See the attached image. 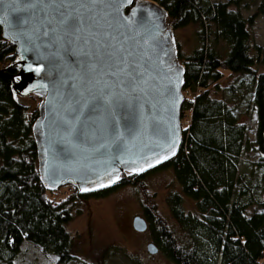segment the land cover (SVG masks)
<instances>
[{"label":"trees","instance_id":"1","mask_svg":"<svg viewBox=\"0 0 264 264\" xmlns=\"http://www.w3.org/2000/svg\"><path fill=\"white\" fill-rule=\"evenodd\" d=\"M154 1L168 11L174 29L197 26L201 41L187 54L177 43L184 65L181 117L189 113L190 120L183 123L177 153L154 168H174L183 193L174 192L169 207L173 217L189 228L191 241L177 239L153 202L155 195L146 190L145 178L151 170L138 176L125 173L116 185L94 192L80 194L73 187L66 197L55 200L52 195L58 189H45L37 169L32 135L37 110L29 114L24 99L30 96L14 100L11 79L0 75V260L6 264H14L26 241L55 253L60 264H69L74 259L73 238L67 229L71 205L77 198L103 196L125 183L137 188L156 242L177 264H217L218 258L222 264H264V197L252 201L234 197L241 180L242 152L253 147L259 154L255 165L264 166V70L259 67L264 66V56L250 29L257 14L244 16L240 0ZM257 12H264V0ZM14 48L2 37L0 27V68H7L8 74L16 73ZM223 69L246 75L251 82V100L245 97L247 91L242 97L251 102L246 111L256 110L254 139L248 137L250 125L239 119L234 106L211 94L212 87L215 92L219 87ZM237 89L230 86L232 93ZM31 96L36 100L37 96ZM184 196L194 200L196 211L185 210ZM249 203H257L262 210L248 215Z\"/></svg>","mask_w":264,"mask_h":264},{"label":"water","instance_id":"2","mask_svg":"<svg viewBox=\"0 0 264 264\" xmlns=\"http://www.w3.org/2000/svg\"><path fill=\"white\" fill-rule=\"evenodd\" d=\"M0 27L15 46L16 73L0 68L13 99L39 98L32 135L45 189L94 192L177 153L184 65L158 2L0 0ZM133 227L148 225L135 216Z\"/></svg>","mask_w":264,"mask_h":264},{"label":"rangeland","instance_id":"3","mask_svg":"<svg viewBox=\"0 0 264 264\" xmlns=\"http://www.w3.org/2000/svg\"><path fill=\"white\" fill-rule=\"evenodd\" d=\"M240 2L241 6L239 7L244 16L257 14L250 29L256 43L261 45L264 56V12H257L262 0H240ZM231 8L236 9L235 6ZM196 29L197 26L194 24L175 29L176 40L182 53H190L195 47L200 46L201 41L196 35ZM222 46L223 44L219 42L218 48L222 49ZM259 67L264 70L263 65ZM223 74L224 76L218 81V89L215 92V88L212 87L211 94L227 99L234 106L239 119L250 125L248 137L250 140L254 139L257 125L256 110L246 111V107L251 102H244V97H242V92L247 91L245 97L249 101L251 100V82L246 75L241 73L223 69ZM232 85L239 86L235 93L230 90ZM192 95L193 92H190L189 96ZM24 101L29 105V114L37 110L38 97L35 100L34 97L30 96ZM182 119V123L188 124L189 113L185 114ZM258 158L259 154L253 147L244 150L240 155L238 175L240 174L241 180L239 183L237 182L234 197H239L242 201H252L264 197V166L255 165ZM135 175L138 176L139 174ZM145 180L144 186L148 192L155 195L152 200L168 227L172 229L181 243L190 242L189 228L173 217L169 207V199L172 194L174 192L183 193L175 176L174 168L151 169ZM67 188L66 185L59 187L58 192L52 195L53 198L59 200L66 197L69 193ZM240 188L245 192L243 195L240 194ZM141 199L137 188H134L133 184L130 183L121 184L103 196L77 198L71 205L72 218L67 223V229L73 238L72 250L74 255V259L69 264H177L156 242V235L150 224L144 231L136 230L133 227L134 217H144L145 215ZM183 204L187 212L196 211L195 202L190 197L184 196ZM261 210L262 208L257 203H249L247 214L250 215ZM151 242H155L159 247L158 251L153 254H149L147 250V245ZM204 242L207 241L204 240ZM220 260L221 258H218L217 264H222ZM0 264L6 263L0 260ZM14 264L60 263L52 251L26 241L20 253L15 256Z\"/></svg>","mask_w":264,"mask_h":264},{"label":"flooded vegetation","instance_id":"4","mask_svg":"<svg viewBox=\"0 0 264 264\" xmlns=\"http://www.w3.org/2000/svg\"><path fill=\"white\" fill-rule=\"evenodd\" d=\"M144 219H145V221L147 222V225H149V221H148V219H147V217L144 215V217H143ZM124 240H125V234H124ZM153 240H154V238H153ZM156 240V239H155ZM155 243V242H154ZM124 245H125V243H124Z\"/></svg>","mask_w":264,"mask_h":264},{"label":"snow or ice","instance_id":"5","mask_svg":"<svg viewBox=\"0 0 264 264\" xmlns=\"http://www.w3.org/2000/svg\"><path fill=\"white\" fill-rule=\"evenodd\" d=\"M36 71H40V69H39V68H37V69H36Z\"/></svg>","mask_w":264,"mask_h":264}]
</instances>
